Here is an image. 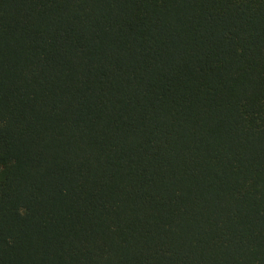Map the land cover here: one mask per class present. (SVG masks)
Returning <instances> with one entry per match:
<instances>
[{
  "label": "trees",
  "instance_id": "obj_1",
  "mask_svg": "<svg viewBox=\"0 0 264 264\" xmlns=\"http://www.w3.org/2000/svg\"><path fill=\"white\" fill-rule=\"evenodd\" d=\"M0 264H264V0H0Z\"/></svg>",
  "mask_w": 264,
  "mask_h": 264
}]
</instances>
